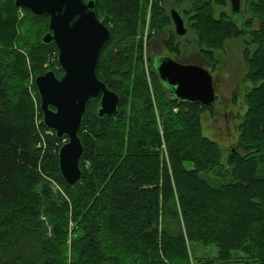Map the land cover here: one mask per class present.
I'll return each instance as SVG.
<instances>
[{
    "label": "trees",
    "instance_id": "trees-1",
    "mask_svg": "<svg viewBox=\"0 0 264 264\" xmlns=\"http://www.w3.org/2000/svg\"><path fill=\"white\" fill-rule=\"evenodd\" d=\"M94 1L112 31L97 75L121 101L117 114L104 118L99 102L90 103L80 131L83 176L71 188L59 172L56 136L37 148L27 90L37 92L31 81L48 70L62 75L58 60L54 69L44 67L52 53L57 59L55 47L41 41L48 17L0 0V264H264V0H242L241 25L230 0H180L200 53L214 67L228 41L245 43L249 87L229 152L203 131L204 121L223 143L221 128L206 127L214 105L181 102L152 64L147 72L136 39L150 0ZM163 4H151L154 32L172 23ZM122 41L128 46L115 53ZM165 47L181 55L172 34ZM210 172L227 173L229 181L217 185Z\"/></svg>",
    "mask_w": 264,
    "mask_h": 264
},
{
    "label": "water",
    "instance_id": "water-1",
    "mask_svg": "<svg viewBox=\"0 0 264 264\" xmlns=\"http://www.w3.org/2000/svg\"><path fill=\"white\" fill-rule=\"evenodd\" d=\"M232 15L241 25L242 0H230ZM16 8L35 17H48L44 45H53L58 53L62 75L49 70L36 76L44 126L59 141L67 140L58 153L59 172L65 183L75 188L82 179L80 160L85 153L80 131L91 102H99L98 116L117 114L120 97L97 75L100 54L112 37L111 29L97 15L94 0H15ZM175 32H188L182 13L171 12ZM161 81L176 99L192 104L214 105V77L205 67L184 64L169 56L150 58Z\"/></svg>",
    "mask_w": 264,
    "mask_h": 264
},
{
    "label": "rangeland",
    "instance_id": "rangeland-1",
    "mask_svg": "<svg viewBox=\"0 0 264 264\" xmlns=\"http://www.w3.org/2000/svg\"><path fill=\"white\" fill-rule=\"evenodd\" d=\"M152 3H154V0H150V2H149L146 21L143 25V28L140 27L141 32L138 33V36L136 39V40H142L144 65L146 64V59L149 56H158V55L164 56V55H168V54L172 57L176 56L175 53H172V52L170 53V50L168 48L164 47V45H162L161 38L154 41V38L156 37V35H159L158 34L159 32H157V31L152 32L151 37L148 38L147 44L143 43V35L145 36V34L147 32L146 28H147V24H148L149 18H150L151 4ZM163 5L177 9L183 15H184V10L187 9V6H188L187 2H185V1L181 2L180 0H164ZM231 11H232V9H231ZM232 17H233V15H232ZM233 19H234V17H233ZM244 20H245V17H244ZM150 30L152 31V29H150ZM160 33H162V32H160ZM160 37H163V33L160 35ZM188 42L191 45V46H189V48L191 47V51H195V50L197 51V49H198L197 44H195L196 38H195L193 32L191 31V29L189 30ZM124 46H128L127 41H122V43H120V45H118L113 50L115 53H117L119 51L118 47H124ZM183 50H184L183 53L185 55H186V53H190V50L187 51L186 45H183ZM244 50H245V43H243L241 40H230L226 44V47H225V50L223 51V53L222 52H220L219 54L217 53V55H218L217 59H220V63L218 65V68H221L220 69L221 72L226 76L225 79L223 80L224 83L221 84V88L223 90L226 87L228 88L227 93L222 98H224V101L228 100V103L223 102L221 104L220 98H218V100H216V102L214 104V109L217 111L220 108V104L222 106H224V109L215 112V115L210 117V119L206 122V127H209V129L211 128L212 130L216 129V128H221L222 129V137H223L222 142L223 143H221L219 140H217L216 138L213 137L215 135L214 130H213V133H211L212 136L210 135V133L206 132V130L204 128V121L202 123L204 134L206 136H208L210 139H214L219 144H221L222 147L227 152L231 151L232 147L236 143V139L238 136V126H239V122H240V119H237V116L239 115L240 111L243 113V110L245 107L244 102H242V104L240 106H239V103L242 100H244V98H245V97H243V91L245 92V90L249 87V85H247V84L245 85V82L243 81V76L245 75L246 69H247ZM184 59H186V58H184ZM56 60L57 59L55 58L54 53H52L50 55L47 63L44 65V67L46 69H54V64L56 63ZM188 60H191V59H188ZM145 68H146V66H145ZM217 70H219V69H217ZM209 71H211V70H209ZM221 79H222V77H221ZM27 90H28L29 96L33 100L32 93H34V90L31 89L29 85L27 87ZM234 94H237L236 98H235V96L232 97ZM36 101L38 103V99H36ZM235 104H236V106H234ZM98 106H99V104H98ZM227 106H229V107H227ZM209 113L211 114L210 110H209ZM36 115H37V108H36V103L34 102V121H35ZM226 128H227L228 133H227V131L225 132ZM207 175L209 177L212 175L211 179L213 181H216L215 184H217V185L227 183L229 181V177H228L227 173H224L223 176H218L216 172H210ZM46 183L48 184L50 189L53 191L54 195H56L58 198L62 197L61 191H60V189L56 183H54L51 180H46ZM42 210H44V209H42ZM40 220L42 222H44V224L48 228V232H47L48 235H51L52 223L50 222L49 217L42 212L40 215ZM200 249H203V248H200ZM201 254H203L204 256L211 255L209 253V250H204V249L202 250Z\"/></svg>",
    "mask_w": 264,
    "mask_h": 264
},
{
    "label": "flooded vegetation",
    "instance_id": "flooded-vegetation-1",
    "mask_svg": "<svg viewBox=\"0 0 264 264\" xmlns=\"http://www.w3.org/2000/svg\"><path fill=\"white\" fill-rule=\"evenodd\" d=\"M164 8L168 12V15H169L172 23H171L169 29L166 28V29H164L162 31L163 37H160V35L162 33H159V35H156V37L154 38V41H156L157 39L161 38L162 45H164V47H165V42L168 41V40H170V35L172 34L176 38L177 42L180 45V49H181V55H179V57L178 56H173V57L176 58L181 63L200 65V66H203V67L208 68L209 70H211V73L213 74V77H214V88H215V92H216V95H217L216 96L217 99L220 98L221 104L223 102H227L228 103V100L224 101V98H222L227 93V89L228 88L226 87V88H224V90L221 88V84L224 83L223 80L226 77L221 72V70H220L221 68H218V66L217 67H214L208 61V59L205 58L200 53L199 49H197V51L196 50L195 51H191V47L189 48V46H191L189 44L190 41L188 42L189 31L186 34L182 35V36L177 35L176 32H175L174 23H173L172 18H171V12H172V10H174V8H171V7L165 6V5H164ZM183 45H186L187 46V51L190 50V53H186V55L183 53L184 52ZM197 48H198V46H197ZM165 56L172 57L169 54L168 55H165ZM184 58H186V59H184ZM187 58L188 59H191V60H188ZM217 69H219V70H217ZM221 77H222V79H221ZM221 104H220V108L221 109L219 108L217 111L224 109V106H222ZM227 107H229V106H227Z\"/></svg>",
    "mask_w": 264,
    "mask_h": 264
},
{
    "label": "built area",
    "instance_id": "built-area-1",
    "mask_svg": "<svg viewBox=\"0 0 264 264\" xmlns=\"http://www.w3.org/2000/svg\"><path fill=\"white\" fill-rule=\"evenodd\" d=\"M146 30H147V32H146V34H145V36L143 35V42H144V44H147V41H148V38L152 35V32H151V30L149 29V26H148V24H147V28H146ZM145 30V31H146ZM145 66H146V70H147V72H149L150 71V68H149V65H148V63H147V59H146V64H145ZM32 83H34V80L33 81H31V84ZM30 88L31 89H33L34 90V88H33V86L31 85L30 86ZM32 96H33V100H34V102L36 103V108H37V115H36V118H35V126H36V128L39 130V133H40V140H39V142L37 143V148L38 149H41V148H43L44 147V145H45V142H46V140H45V136H54V134L51 132V131H49V130H46L45 128H44V125H43V117H42V113H41V111L39 110V108H38V103H37V101H36V99H37V92L34 90V93H32ZM61 144H62V142H57V143H55V146L56 147H58V146H61Z\"/></svg>",
    "mask_w": 264,
    "mask_h": 264
}]
</instances>
